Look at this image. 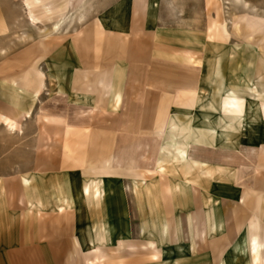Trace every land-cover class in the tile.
<instances>
[{
    "label": "crops",
    "instance_id": "0c3cea01",
    "mask_svg": "<svg viewBox=\"0 0 264 264\" xmlns=\"http://www.w3.org/2000/svg\"><path fill=\"white\" fill-rule=\"evenodd\" d=\"M144 2L116 1L84 34L83 5L67 28L49 21L58 44L29 70L0 67L3 131L22 136L47 108L28 168L0 162V264H55L66 248L75 264H264V102L200 112L197 53L157 31ZM231 25L264 41V18Z\"/></svg>",
    "mask_w": 264,
    "mask_h": 264
},
{
    "label": "rangeland",
    "instance_id": "374dc122",
    "mask_svg": "<svg viewBox=\"0 0 264 264\" xmlns=\"http://www.w3.org/2000/svg\"><path fill=\"white\" fill-rule=\"evenodd\" d=\"M116 1L118 0H0V67L12 73L15 65L26 66L29 70L32 57L41 55L48 47L58 44H49L44 38L43 32L48 29L49 21L55 22L52 31L56 25L61 30L72 25L75 15L82 20L86 9L89 13L85 23L74 24L75 30L84 34L87 27L94 30L99 28V21L109 14V8ZM135 1L138 4L150 1L156 17L155 29L164 33L178 46V50L197 53L203 70L198 94L200 112L206 111L207 103L213 102L221 112L222 101L234 100V97L247 102L256 101L261 108L260 104L264 102V41H247L245 34L248 32L243 30L241 35L236 34L231 22L234 17L243 15L264 18V0ZM36 4H39L36 9H28ZM83 5H90L91 10ZM81 6L83 12H80ZM32 12L38 18L35 23L39 31L30 26ZM104 41L103 39L100 44ZM101 48L99 45V49ZM45 108L46 106H40L33 118L24 123L22 136L10 135L0 128V162L7 164L8 173L16 170L10 168L15 162L17 170L28 168L31 146L36 138L34 130L40 123L36 116L45 114ZM181 123L179 128L187 130L191 120ZM60 239L69 243L67 234L65 237L60 236ZM56 253L61 257L63 255V259L55 264H75L72 260L75 256L72 248H66L64 252L56 249Z\"/></svg>",
    "mask_w": 264,
    "mask_h": 264
},
{
    "label": "bare ground",
    "instance_id": "6f19581e",
    "mask_svg": "<svg viewBox=\"0 0 264 264\" xmlns=\"http://www.w3.org/2000/svg\"><path fill=\"white\" fill-rule=\"evenodd\" d=\"M58 30H59V25L54 26L53 31H58Z\"/></svg>",
    "mask_w": 264,
    "mask_h": 264
}]
</instances>
